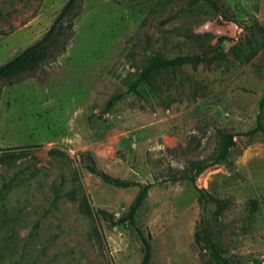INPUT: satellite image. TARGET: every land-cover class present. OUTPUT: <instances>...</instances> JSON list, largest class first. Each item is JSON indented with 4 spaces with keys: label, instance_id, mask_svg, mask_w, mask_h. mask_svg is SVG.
<instances>
[{
    "label": "rangeland",
    "instance_id": "rangeland-1",
    "mask_svg": "<svg viewBox=\"0 0 264 264\" xmlns=\"http://www.w3.org/2000/svg\"><path fill=\"white\" fill-rule=\"evenodd\" d=\"M67 1L0 0V64L40 40ZM218 1L226 16L194 0H81L66 50L4 86L0 156L15 154L0 160V264L142 263L138 228L99 213L125 216L139 187L106 183L84 155L154 183L137 215L150 264H216L197 240L205 227L226 257L264 261V133L251 132L264 124V31L253 29L264 25V0ZM217 46L214 60L131 90L152 57H212ZM228 135L236 144L217 161ZM195 163L208 165L199 188L234 199L223 214L190 180H167L194 174Z\"/></svg>",
    "mask_w": 264,
    "mask_h": 264
},
{
    "label": "trees",
    "instance_id": "trees-1",
    "mask_svg": "<svg viewBox=\"0 0 264 264\" xmlns=\"http://www.w3.org/2000/svg\"><path fill=\"white\" fill-rule=\"evenodd\" d=\"M205 2L213 6L217 11L223 13L226 16V10L224 6L218 0H194V2ZM81 10V0H68L64 5L60 13L55 18L53 24L50 29L45 33V35L35 42L34 44L25 48L22 52L16 55L11 60L0 64V100L2 96V91L4 86L13 85L17 83L22 74L28 70L29 68L36 67L37 65L46 62L50 59H56L59 55H61L67 48L68 41L73 37V21L79 15ZM253 29L263 30L264 25L255 21L253 23ZM223 41L224 39L221 38ZM213 50L216 51L212 57H209V53H198V54H187V55H179L173 58H165L161 56L152 57L149 65L143 70L140 78L137 82L131 87V90H137V87L140 83L148 81L155 73L169 68H176L183 66L185 64L198 65L201 62H205L206 60H214L217 56L222 54V47L217 46L213 47ZM122 94L114 95L107 102V108L111 109L114 104L122 98ZM264 105V98L261 102V109ZM253 133L263 132L264 133V124L259 117L258 125L251 131ZM236 141L234 140L233 135H228L225 143L223 144V149L221 153L217 157V161L226 160L231 152V149L235 146ZM51 154L58 153L59 150L52 148L49 151ZM15 153L7 154L5 156H0V160H5L11 158ZM24 154V153H19ZM83 161L86 162V168L93 174L100 177L106 183L113 185L115 187L122 188H130L133 186L139 187L138 195L134 201V204L130 208L129 212L121 217L116 218L115 215L109 213L104 209H100L99 213L105 215L109 218L112 223L116 224H124L133 225L138 228L141 233V237L144 243V259L141 264H150L153 257L152 244L150 241L151 235H146L143 230L137 225V215L139 210L141 209L145 199L148 197L150 189L153 187L154 183L146 182L142 183L139 181L126 180L120 177L113 176L100 168H98L95 159L91 155H84ZM216 161V162H217ZM208 165L195 163L194 167L196 171L192 175H182V176H173L171 179L167 180H190L197 186V174L202 172ZM197 188L200 191V198L206 203H213L216 205L215 213L217 215L223 214L226 210H228L234 203V199L232 197L228 198H219L206 191V189ZM256 205L254 204V207ZM86 210L91 215L92 210L91 206L86 201ZM198 242L202 243L203 246L209 249L212 253L213 260L216 264H243L239 260H234L228 258L224 255V248L216 241L213 233L209 230L208 227L203 228L202 232H198L197 235ZM253 264H264V261L255 259Z\"/></svg>",
    "mask_w": 264,
    "mask_h": 264
}]
</instances>
